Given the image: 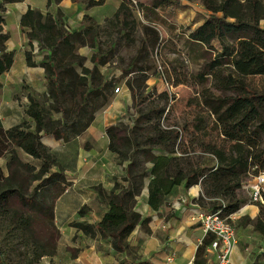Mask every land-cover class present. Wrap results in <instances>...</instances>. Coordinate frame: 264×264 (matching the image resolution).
I'll use <instances>...</instances> for the list:
<instances>
[{
  "label": "trees",
  "instance_id": "16d2710c",
  "mask_svg": "<svg viewBox=\"0 0 264 264\" xmlns=\"http://www.w3.org/2000/svg\"><path fill=\"white\" fill-rule=\"evenodd\" d=\"M22 0H0V76L6 73L14 61V52L7 51L5 42L8 34L4 33V6ZM61 0H47V5L57 4ZM76 1V0H72ZM197 1L209 13L204 21L189 32L187 46L193 62L199 63L196 74H182L183 61L178 58L172 70L162 67V72L156 70L151 77L163 79L172 87L193 83L204 86L199 94L200 104L213 117L214 129L223 137L219 144H199L200 152L215 159L216 164L210 168H199L196 150L179 148L176 143L178 133L168 126L162 127L165 120L164 109L155 106L149 112L142 114L137 107L148 97L146 81L150 77V50L158 41V33L150 24L159 16L156 12L161 4L176 6L180 0H153L150 5L139 4L137 10L142 13L148 24L141 25L143 39L137 58L123 71L124 75L132 74L124 82L130 92L132 108L136 119L128 117L129 122L119 121L106 129L109 139L108 148L116 155V159L128 162L126 176L120 180L114 179L113 187L100 193V200L106 207L103 216L96 224L72 222L71 227L89 237L98 236L109 243L116 253H123L128 248L127 240L136 226H143L148 218H142L135 212L136 197L143 186L142 180L151 177L148 183L147 202L151 207L162 203L164 195L170 193L176 185L184 188L200 185L201 193L194 203L203 210H222L224 216L236 213L246 202L240 197L239 191L246 180L264 172V141L257 139L258 133L264 134V119L259 118L258 105L264 104V94H259L244 83L250 76H264V0H187ZM105 0H86V8L99 7ZM133 6L129 0H120L112 16L105 20L104 28L109 36L124 32L125 38H130L139 23L133 17ZM87 23L80 31L66 29L61 15L46 13L42 15L37 10L27 9L20 17L19 26L24 32L31 49L25 53L28 66L33 67L32 42H36L38 51L46 52L36 65L43 69L47 93L50 99L47 109L43 108L37 99L29 94L25 115L34 123L31 130L25 120L10 128L4 129L0 123V157L6 151L3 145L19 148L32 159L40 162L35 175L29 179V184L37 181L39 187L56 185L60 187L58 195L64 190L66 183L62 169L57 165L56 156L41 143V137L50 135L55 140L68 142L83 132L93 120L97 110L108 104L112 97V82H105L97 67L104 64L105 58H92L95 65L84 66L85 57L78 53L82 47L94 48L96 31L99 25L85 15ZM150 23V24H149ZM142 58V60H141ZM140 62V64H139ZM77 95L79 108L91 105L88 116L72 115L68 117L61 107L65 95ZM167 101V92L157 95ZM59 113L60 118L54 119L51 113ZM141 122L152 123L154 137L145 136V145L137 140L143 138L139 134ZM201 122V120H200ZM129 123L131 125H129ZM201 125L197 131L203 130ZM146 146V148H145ZM160 147L169 154L178 151L180 157L154 156L152 150ZM176 149V150H175ZM192 156L189 157V153ZM145 156L144 160L135 162V156ZM16 159L15 153H10V160ZM149 161L151 167L145 168L143 163ZM55 169V170H52ZM11 171V167H10ZM26 180L11 172L4 176L0 169V212L19 210L18 207H29L43 212L48 210L52 215L53 204L46 206L45 197L35 199L37 187L31 193H26ZM28 185V180H27ZM55 198H57V196ZM205 201L208 206H204ZM19 204V205H18ZM258 207V215L252 221L253 229L264 233V203H252ZM16 205L17 208H11ZM80 215H84L80 210ZM18 232L29 230L30 219L26 216L14 215ZM210 238H205L198 246L193 264H201L204 249ZM37 256L53 255L55 240L52 237L35 239ZM0 264H9L6 252L0 248ZM117 264H123L118 261Z\"/></svg>",
  "mask_w": 264,
  "mask_h": 264
},
{
  "label": "rangeland",
  "instance_id": "374dc122",
  "mask_svg": "<svg viewBox=\"0 0 264 264\" xmlns=\"http://www.w3.org/2000/svg\"><path fill=\"white\" fill-rule=\"evenodd\" d=\"M129 1L133 6V17L136 22L139 23V26L130 38H125L123 36L125 31L114 33L112 36H109L107 31L103 29L105 20L112 16L116 6L120 3V0H108L103 7H95L94 9L89 8L91 9V19H93V23L100 26L95 35L96 46L94 48L85 46L78 50V52H81L82 56L84 55L85 57V67L91 68L95 65L92 58H105L104 64H96L102 74V78L105 82H112L113 86L117 85L119 87L125 86V80L132 76V74L124 75L123 71L128 65L135 61V58H137L143 39L141 25L148 24L146 20H144L142 13L137 10V6L139 4L150 5L153 0ZM84 2H86V0H80V3L82 5L84 4L86 8ZM89 9H86L85 12H88ZM156 12L159 18L154 20L151 24L149 23L158 33V41L154 48L150 50L148 62L151 67L149 71L150 77L157 66L166 67L169 71L172 70L177 58L183 61V68L181 69L182 74H196L200 68L199 63L192 61L186 40L189 32L199 26L209 13L197 1L190 2L187 0H180L179 4L176 6L161 4ZM81 22L83 23V28L87 26V23L83 19ZM260 26L264 27V21L260 22ZM9 27L11 34L14 35L13 27L11 25ZM39 56L40 52L38 49L34 51L32 48V59L34 62L36 57ZM43 56L44 54L38 58V63ZM37 72L39 71L37 70ZM37 72L33 74L37 76ZM45 82L46 81L41 80L36 81V83L33 84L35 90L31 89L32 87L29 88L23 85L22 82L8 85L4 81L6 84L5 87L0 85V115H2L1 121L4 127L16 125L22 120H25L30 129L34 130L35 126L33 121L25 115L24 109H22L21 106L26 108L28 104L27 96L31 94L43 108L47 109L48 104L51 102ZM189 82L190 84L188 85H179L169 88L165 86L161 92H167V101L157 97L160 93L149 91L150 97L144 100L137 107V110L142 114L150 111V117L154 115L152 110L155 109V106L159 109H164V111L166 110V118L162 122V127H175L176 129L174 130L178 133L176 143L179 145V148L182 149L185 147L187 149L196 150L197 154L193 156L194 160H202L207 163L210 157L200 152L199 144L211 142L219 144L220 141L223 140V137L219 136L214 129L213 117L200 104L198 94L207 83L203 86L193 83L192 79L189 80ZM244 83L255 92L264 94V76L246 77ZM108 92L114 94L111 89H109ZM11 97H16L18 103L14 104L10 102L11 99H13ZM78 100L79 98L76 94L65 95V97L62 98L61 107L65 110L68 117L75 115V117L78 116L79 120H81L83 115L87 117L88 114L91 113L92 107L91 105H87L79 108L80 102H78ZM132 107L133 106L125 110L127 119L129 116L134 119L137 118L136 112H134ZM103 108L104 107L97 110L96 113L102 111ZM51 114L54 119L61 117L59 113L53 112ZM258 115L259 118L264 119V104L258 105ZM122 121L125 122L123 119ZM152 124L153 122L148 124L141 122L139 134L143 136V138L137 140L138 143L145 145V136L154 137L151 130ZM129 125L131 124L129 123ZM197 125L203 126L204 129L197 131ZM256 137L264 141V134L258 133ZM3 146L6 149L0 157V169L3 175L8 176L13 172L15 175L25 178L26 193H31L32 190L37 187L35 199L39 200L41 196H44L46 206L51 204L54 206L55 197L58 195L60 187L56 185H43L39 187V182L37 181L29 184V179L37 173L40 162L32 159L19 148L11 145ZM11 152L15 153L16 156V159L13 160L14 163L10 160ZM144 157L145 156L136 155L135 159L142 161ZM251 177H249L245 183L249 182L252 179ZM238 193L246 202L239 210H242L246 205H254L250 201V191L245 184ZM207 204L208 202L205 201L204 206H208ZM11 208L16 209L17 206L12 205ZM18 208L19 210H7L5 213L0 212V248L6 252V258L9 264H99V262H102L101 264H117L121 256L129 254L128 250H125L123 253H116L111 247H108V242L100 239L98 236L89 237L83 233L78 235V231L73 232L69 229H60L56 224L55 210H51L52 215H49L48 210L40 212L26 206ZM101 211L102 210H83L85 216L92 224H94L96 221L95 219L100 216ZM15 214L22 217L27 216L30 219L29 230L25 232L23 231L24 229H21L22 232L17 233V225L21 228L22 223L20 221L19 224L14 222L12 217ZM47 236L55 240V252L53 255L38 257L33 242L35 239H42Z\"/></svg>",
  "mask_w": 264,
  "mask_h": 264
},
{
  "label": "crops",
  "instance_id": "0c3cea01",
  "mask_svg": "<svg viewBox=\"0 0 264 264\" xmlns=\"http://www.w3.org/2000/svg\"><path fill=\"white\" fill-rule=\"evenodd\" d=\"M107 1L105 0L99 7H103ZM4 8V33L9 36L5 47L7 51L14 52V61L11 68L0 76V85L5 87L6 84L22 82L23 85L35 90L33 84L36 81H45L43 69L36 64L38 58L45 55L46 52H41L42 55L36 57L35 62L32 59L35 66L27 65L25 53L30 51L31 46L19 26L22 14L27 9L37 10L42 15L46 13L59 14L67 30L80 31L83 28L81 22L83 17L85 15L91 17V9L95 7L85 8L80 0H61L57 4L51 3L49 6L47 0H22L6 4ZM86 9L89 11L85 12ZM10 25L14 29V35L11 34ZM31 44L34 51L38 49L36 42ZM78 53L82 55L81 52ZM34 72L38 73L37 76L33 74ZM146 85L147 92L156 93H161L165 87L164 82L154 77H149ZM120 89L121 92L112 94L102 111L94 114L89 126L72 140L62 142L55 140L50 135L41 137V143L55 154L57 165L62 169L66 182L64 190L57 196L53 207L56 224L62 230L76 231L75 228L70 227L74 221L92 224L85 214L80 215V210H102L94 224L99 222L106 210L100 200V193L108 192L113 187L114 179L120 180L126 176V166L129 161L120 163L116 159V155L108 148L109 139L106 135V129L109 126L127 118L125 110L132 106L129 90L125 86H121ZM10 102L18 103L16 97ZM21 108L25 112V108L22 106ZM165 115L166 112L163 114L164 118H166ZM1 119L2 115H0V123L4 127ZM10 127L9 125L4 128ZM152 154L167 157L187 156V154L181 155L178 151L169 154L160 147L153 149ZM188 156L191 157L192 152ZM205 156L210 157V163L198 160L199 168L214 167L215 159L208 154ZM135 162H139V160H135ZM143 165L147 169L151 167L149 161ZM150 178L145 177L142 180L143 186L140 194L136 197L134 207L135 212L142 218H148V221L143 226H136L127 240L126 251L128 250L129 254L121 256L118 261L123 264H166V258L173 255L172 264H193L198 246L205 238H210L204 236L199 223L193 220V211L196 209L194 201L201 193L200 185H194L187 189L183 184L176 185L170 193L164 195L162 203L154 208L147 202ZM258 212L257 206L246 205L242 210L234 213L236 244L232 250L229 264H264V233L256 232L252 225ZM77 233L78 235L82 234L80 231ZM108 247H110L109 244ZM212 262L213 254L205 252L204 249L201 264H212ZM101 263L99 262V264Z\"/></svg>",
  "mask_w": 264,
  "mask_h": 264
},
{
  "label": "built area",
  "instance_id": "2783aa9c",
  "mask_svg": "<svg viewBox=\"0 0 264 264\" xmlns=\"http://www.w3.org/2000/svg\"><path fill=\"white\" fill-rule=\"evenodd\" d=\"M156 71L161 73L162 67L157 66ZM161 80L166 87H172L163 79ZM120 92L119 86L113 89L114 94H119ZM123 120L129 122L126 118ZM245 185L250 191L251 203H264V172L253 177ZM195 207L193 220L199 223L204 236L210 237L205 252L213 254L212 264H229L232 250L236 244V232L233 225L234 214L224 216L222 210H203L197 205ZM172 261L173 255H169L166 258V264H172Z\"/></svg>",
  "mask_w": 264,
  "mask_h": 264
}]
</instances>
